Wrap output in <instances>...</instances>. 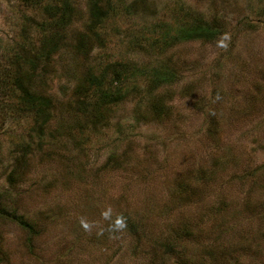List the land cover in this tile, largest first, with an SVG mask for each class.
<instances>
[{"label":"rangeland","instance_id":"1","mask_svg":"<svg viewBox=\"0 0 264 264\" xmlns=\"http://www.w3.org/2000/svg\"><path fill=\"white\" fill-rule=\"evenodd\" d=\"M92 3L0 0V264H264V0Z\"/></svg>","mask_w":264,"mask_h":264},{"label":"trees","instance_id":"2","mask_svg":"<svg viewBox=\"0 0 264 264\" xmlns=\"http://www.w3.org/2000/svg\"><path fill=\"white\" fill-rule=\"evenodd\" d=\"M98 4H99V0H93V3H92V5H93V9L98 13V12H101V9L98 7ZM66 7H67V10H73L72 8L73 7H71L70 5H68L67 3H66V5H65ZM99 17H100V15H99ZM211 27L209 26V24L207 25V24H204V25H202V24H198V25H196L193 29H191V30H184V31H182L181 33H179V35L178 36H175L174 38H172L171 40V44L172 43H174V42H176L177 40H179V39H177V38H180V39H182V38H187V39H184V40H199V39H201V40H203L202 38H206L207 40H209V38H211L212 37V34L209 32L211 29H210ZM81 45L82 46H80V50L83 52V53H85L86 51H88V50H90V47H86V45L85 44H83V43H81ZM171 72H169L168 71V73H165V72H159L158 73V75H156L154 78L156 79L155 81H154V83L155 84H160V83H164V82H166V81H169V79L170 78H168V77H171ZM166 75H168V76H166ZM121 76V74L120 73H118V72H116L115 73V76L113 77V79L116 81V82H118L119 81V79L121 78L120 77ZM157 77V78H156ZM91 79L90 80H92V83H94L95 82V84L96 85H99V84H101L102 83V79H97V77H90ZM93 78V79H92ZM88 80H89V78H88ZM94 85V84H93ZM103 91H105L104 93H103V99H105L106 98V101L107 102H117V100H118V97H116V96H113V97H111V95H110V93H108L106 90H103ZM109 91V90H108ZM162 100V99H161ZM162 102V101H161ZM161 102H155V103H153V107H154V110H155V112H161V114L160 115H162V114H165L164 112H165V105L163 104V102H162V107H161ZM160 104V105H159ZM189 188V187H188ZM186 189H187V187H186ZM192 192V189L190 188V189H187L186 190V194L187 195H189V194H192L191 193ZM15 217V216H14ZM14 220H16L20 225H21V227H23L24 229H27V230H30L31 229V226L29 225V223L28 222H26L25 220H23L21 217H16Z\"/></svg>","mask_w":264,"mask_h":264}]
</instances>
